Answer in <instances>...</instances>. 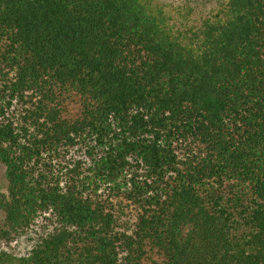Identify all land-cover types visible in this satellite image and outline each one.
<instances>
[{"label": "trees", "instance_id": "1", "mask_svg": "<svg viewBox=\"0 0 264 264\" xmlns=\"http://www.w3.org/2000/svg\"><path fill=\"white\" fill-rule=\"evenodd\" d=\"M0 162V264H264V0H0Z\"/></svg>", "mask_w": 264, "mask_h": 264}, {"label": "rangeland", "instance_id": "2", "mask_svg": "<svg viewBox=\"0 0 264 264\" xmlns=\"http://www.w3.org/2000/svg\"><path fill=\"white\" fill-rule=\"evenodd\" d=\"M163 8L173 32L180 36H190L202 21L213 17L224 5L225 0H153ZM72 112L75 108H71ZM7 178L4 165L0 162V194H7ZM4 212L0 211V224Z\"/></svg>", "mask_w": 264, "mask_h": 264}]
</instances>
